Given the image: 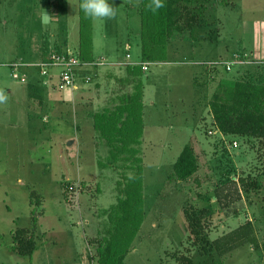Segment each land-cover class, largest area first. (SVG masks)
Returning a JSON list of instances; mask_svg holds the SVG:
<instances>
[{
  "label": "rangeland",
  "instance_id": "obj_1",
  "mask_svg": "<svg viewBox=\"0 0 264 264\" xmlns=\"http://www.w3.org/2000/svg\"><path fill=\"white\" fill-rule=\"evenodd\" d=\"M108 2L116 17L94 21L80 0H0V90L7 96L0 103V264H97L101 237L110 245L105 264H264V138L218 132L207 104L217 85H264V61L208 66L240 47H264V0H208L205 10L194 1L196 28L206 36L197 42L186 29L166 40L155 26L163 8L150 10L152 0ZM65 48L98 62L79 67L76 82L113 66L121 83L112 82L103 98H94L92 79H80L77 96L76 88L54 92L33 64ZM19 60H33L22 82L10 66ZM140 62H148L145 70ZM28 90L46 96L42 107L25 106L20 94ZM131 106L136 118L123 122ZM184 144L196 170L176 181L171 165ZM229 180L239 198L222 205L216 190ZM191 214L205 241L194 239ZM245 220L255 246L218 256L209 241ZM19 227L32 231L28 257L9 251Z\"/></svg>",
  "mask_w": 264,
  "mask_h": 264
},
{
  "label": "trees",
  "instance_id": "obj_2",
  "mask_svg": "<svg viewBox=\"0 0 264 264\" xmlns=\"http://www.w3.org/2000/svg\"><path fill=\"white\" fill-rule=\"evenodd\" d=\"M194 1L197 0H163L165 7H163L162 17L158 20L159 22H156L157 25L155 26L156 29L160 28V30L163 31V36L166 40L174 37V33L181 32L185 29L188 31V37L191 40L197 42L198 40L205 39V34L196 28L201 22L199 17L198 19H196L197 17L195 18L193 10L195 9V4L198 6L199 10H205L206 8L203 4L208 0H198L200 3L196 2L193 5L192 3ZM196 23L199 24L196 25ZM239 57L241 58V56ZM217 61L224 71L225 69H229V67L226 68L224 64L226 60H213L214 63L208 62V66H213ZM263 103L264 85L242 80H234L228 85L215 86L207 102L213 125L218 132L225 135H247L260 138H264ZM132 109V106L128 108L126 118L128 122L136 118H134V116H129V114L132 113ZM106 128L107 127H104L103 130L109 131V133L114 130L113 128V130ZM195 170L196 161L193 150L189 145L184 144L171 165V178H174L176 181H184L190 177ZM228 182L227 185H221L216 190V199H218L222 205H227L239 198L235 182L232 180ZM34 211V208L30 209L31 226H33L36 221L33 215ZM188 220L189 225H191L190 231L194 239L205 241L201 233V224L199 223L198 217L191 214L188 216ZM10 234L11 244L9 246V251L19 256H30L31 252L35 249L32 231L19 227L11 231ZM245 243H250L252 247L255 246V237L250 220H245L243 223L215 236L209 241V247H211L218 256H222ZM109 251V241L105 237L99 238L96 244L97 264L106 263ZM117 264L120 263L117 262ZM212 264L221 263L219 260L215 259Z\"/></svg>",
  "mask_w": 264,
  "mask_h": 264
},
{
  "label": "crops",
  "instance_id": "obj_3",
  "mask_svg": "<svg viewBox=\"0 0 264 264\" xmlns=\"http://www.w3.org/2000/svg\"><path fill=\"white\" fill-rule=\"evenodd\" d=\"M263 18L264 17H262V23H264V20H263ZM250 46V47H249ZM262 49L264 50V47H262ZM261 48H258V47H252L251 45H248V48H246V47H240L239 48V51H235L234 53L235 54H233L232 55V53H231V56H233V58L232 59H230V60H226V62H229V69H230V65H238V64H240L241 62H243V61H248L249 62V64H257V63H255V62H257V61H264V59H261L262 57H260L261 56V50H262ZM239 56H241V58L239 57ZM45 57V55H43V57L41 56V57H39V59H43ZM38 60V59H37ZM33 61V60H32ZM32 61H17V62H15V61H11L10 62V66L12 67L11 68V70H14V69H17V71L18 72H20L21 73V77H24L23 78V80H25L26 81V74L28 73V71H29V65L28 64H32L31 62ZM35 61V60H34ZM84 61V60H83ZM85 61H88V60H85ZM88 62H90V61H88ZM244 63V62H243ZM12 64H16V66H12ZM108 64H110V63H108ZM110 65H112V64H110ZM87 68H89V67H87ZM116 69V68H114L113 66L112 67H110V66H101V67H99L98 69H97V71H96V73H97V77L95 78V76H96V73H93V75L92 76H90V79H92V82H91V84H90V86H88V87H91V88H93V87H95V91H92V93L93 92H95L94 93V98H103V96H105V95H107V94H110V92L108 93L106 90H108V86L109 85H111V83L113 82H115L116 80H118L117 82V84H119V82L121 81V77H118V76H116V75H114V74H112L113 72H112V69ZM108 69V70H107ZM105 70V71H104ZM193 71H195V69H193ZM37 72H38V70H37ZM101 72H103V73H101ZM121 73V72H120ZM13 74H15V73H12V75ZM11 75V76H12ZM51 76L52 75H50V76H47V79L46 80H42V78H41V82H43V85H46V86H48L49 85V88L52 90V89H54L53 91L54 92H56V93H58L57 92V90H56V87H55V84L54 83H52L51 82ZM20 77V78H21ZM77 77H78V74H77ZM92 77V78H91ZM31 78H32V75H31ZM36 78V77H35ZM81 79V78H80ZM19 80V79H18ZM37 80V79H36ZM20 82H22L21 80H19ZM24 81V82H25ZM56 82V81H55ZM121 83V82H120ZM116 84V85H117ZM83 84H82V82L79 80V81H77L76 82V86H75V91H74V95L75 96H77V95H79L78 93H79V89H81V87H83L82 86ZM33 86V85H32ZM44 90V88L43 89H41V91H43ZM28 91H30V90H28ZM37 91V90H36ZM30 93H31V95L28 93V92H23V93H21L20 95L21 96H23L22 98H21V101H23L24 102V104H26L25 106H27V108L29 107L28 105H30V103L28 104V103H26V100H28V101H32V103H33V105L34 106H32V108H34V107H37V105H38V108H39V105L42 107L43 105H44V102H45V95L43 96V95H40L39 93H37V92H31L30 91ZM50 94V93H49ZM138 94H140V93H138ZM19 95V94H18ZM132 97V96H131ZM32 98H34V99H32ZM130 101H132V100H130ZM141 102H142V100H141V98H140V95L139 96H137L136 97V99L134 100V105H138V106H136L138 109H141L142 107H143V104H142V106H140V104H141ZM124 105V104H123ZM122 106V105H121ZM27 108H26V110H27ZM35 109H37V108H35ZM27 112H28V114H30V112L31 111H29V110H27ZM123 112V111H122ZM38 113V110L35 112V114H37ZM75 112L73 111V114H74ZM140 113V112H139ZM27 114V115H28ZM34 114V113H33ZM72 114V115H73ZM31 115V114H30ZM121 116L122 115H125V116H122V118H120V119H123L122 121L124 122V121H126V117H127V113H126V111L124 110V113H121L120 114ZM43 119V123H46V121H48V119L49 118H47V116L46 115H44L43 117H42ZM96 118V116L94 117V119Z\"/></svg>",
  "mask_w": 264,
  "mask_h": 264
},
{
  "label": "built area",
  "instance_id": "obj_4",
  "mask_svg": "<svg viewBox=\"0 0 264 264\" xmlns=\"http://www.w3.org/2000/svg\"><path fill=\"white\" fill-rule=\"evenodd\" d=\"M125 56L128 57L129 55L126 53ZM103 61L104 60H102V62ZM127 63L132 64L129 62ZM147 63L148 62L138 63L140 69L145 70L147 68ZM97 64L98 62L80 60L73 51L65 48L64 50L49 52L45 59L33 65L38 67L40 76H50L53 73L52 70H56L54 73L56 78V89L71 90L75 89L76 86L78 68L82 66L91 68L93 65ZM224 64L226 68L229 67V62H224ZM12 66L14 67L16 64H12ZM13 77H16V74H13ZM19 80L23 81V77L19 78ZM81 80L82 82H88L90 76H83Z\"/></svg>",
  "mask_w": 264,
  "mask_h": 264
},
{
  "label": "clouds",
  "instance_id": "obj_5",
  "mask_svg": "<svg viewBox=\"0 0 264 264\" xmlns=\"http://www.w3.org/2000/svg\"><path fill=\"white\" fill-rule=\"evenodd\" d=\"M72 4V0H69ZM80 9L84 12L86 17H90L94 21H103L107 19H114L116 17V9L108 2V0H80ZM153 12L165 7L163 0H152L151 4L147 6ZM51 21L50 15L45 11L41 17L43 26H47ZM7 96L0 90V103H5Z\"/></svg>",
  "mask_w": 264,
  "mask_h": 264
}]
</instances>
